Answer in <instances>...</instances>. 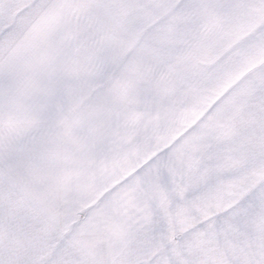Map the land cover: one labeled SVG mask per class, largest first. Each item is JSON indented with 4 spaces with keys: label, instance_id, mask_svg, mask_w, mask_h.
Wrapping results in <instances>:
<instances>
[{
    "label": "snow or ice",
    "instance_id": "1",
    "mask_svg": "<svg viewBox=\"0 0 264 264\" xmlns=\"http://www.w3.org/2000/svg\"><path fill=\"white\" fill-rule=\"evenodd\" d=\"M0 264H264V0H0Z\"/></svg>",
    "mask_w": 264,
    "mask_h": 264
}]
</instances>
